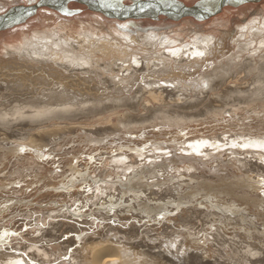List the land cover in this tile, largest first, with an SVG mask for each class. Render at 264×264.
<instances>
[{
	"label": "bare ground",
	"instance_id": "bare-ground-1",
	"mask_svg": "<svg viewBox=\"0 0 264 264\" xmlns=\"http://www.w3.org/2000/svg\"><path fill=\"white\" fill-rule=\"evenodd\" d=\"M99 1L101 4H103V6L105 3L115 5L114 7L104 6L105 10H119L122 7L120 6L122 2L119 3L118 0H98V2ZM202 1L204 2L200 1L201 5H198L200 8L198 12L201 18L204 19L203 21H206L214 17L212 12L217 8L220 1ZM262 2H264V0H261L257 3L246 4L240 0H233L230 6H224L222 11H226L228 8L259 4ZM71 3L75 2L73 0H38L35 3L28 5H15L11 8H8L7 13L16 6H25L26 8H20L21 10H17L9 15H0V26L7 20H15L16 22L20 23L17 25L19 27L20 25L25 24L29 19L33 18L35 14H37L42 9H49L68 17L73 16V12L69 8ZM92 7L93 6H90L91 9L85 8L90 11V13L92 12L101 14L94 11L95 9ZM242 9L244 11H240L239 9L237 13L241 19H238V23H235V26H233L234 28H229L228 30L224 29V31L222 30L220 34H217L212 30L211 33H208V35L205 36L199 33L198 34L200 36H198L196 33L197 36L195 35L196 37L193 39L188 36V40L190 42L183 39L182 35H184V33L187 35V31L184 30L183 33L176 30L177 33L175 32L176 36L174 37L164 35L162 34L163 32L161 33L162 35H160L155 30H151L150 32L147 31L148 33L146 34L139 30L138 33L135 32L132 34L127 30L116 27V25H111L110 23V25L107 26L106 22L103 21L100 23V20L97 21L96 19V22L93 24L85 23L81 20L69 23L63 22L61 20L54 21V18L51 17V15L44 16L40 22H37L39 23V26H34L36 27L34 29H30L32 28L30 26L29 28L26 27L24 30L17 31L15 28V31L8 34L7 38H4V36L0 37V146L6 147L5 152L13 151L14 149L12 147H19L18 144H24L27 147L35 148L36 150L41 152L43 151L44 153L47 150L44 151L43 148L47 147H55L54 149L59 151L60 149L58 150L57 147L61 145L66 146L67 143H69L67 141H71L69 139L73 138L72 136L75 135L77 138V135L79 137V134H82L85 131L87 133L88 130H93L97 126H104L107 122H109V116L114 114L117 117L118 111L124 110L125 112L119 116V118H117L118 121L113 126V129H115L114 131L121 132V130H124L130 134V137H134L131 133H135L136 135L142 132V130H145V128L148 129V127L150 129L153 128L152 130L159 128L162 131L165 130V132L167 127L173 128V132L171 131V134L175 132L176 136H180L181 139L177 143L174 142L175 144L172 143V141H175L176 138L175 140L173 139L169 145L167 144L169 146L167 148L174 150L175 153L178 152L177 156H180L179 158L182 160H187L191 157L190 159L196 160L199 162V164H201L200 162L205 163V161L208 162V159H213L215 156H220L219 151H222L225 149V147L227 148L230 146L231 148H227V150L231 151L227 154L224 153V155H226V158H224L232 162L230 163L224 159V161L230 163V166L240 165L242 168L248 167L250 170H254L253 172L257 170V172L260 171L261 174L264 173V18L258 17L263 19V21L256 22V19L250 17L254 20H250L249 22L242 25L244 22L243 19L247 18L248 13H250L249 9ZM224 15L226 14L224 13ZM92 16L98 19L97 16ZM254 17L257 16L254 15ZM227 21L228 22H226V24L224 23L225 25H228L229 22L231 23L229 18ZM220 22H216L215 24L213 22L211 26ZM224 24L221 22L220 26L222 27ZM190 26L185 27V29H191L192 26ZM224 26L222 28H226V26ZM12 28L14 27L9 29L7 28L6 30L10 31ZM211 29L213 28L211 27ZM6 30L0 31V34L4 33ZM189 33H191V31ZM230 50H234V52L226 56ZM222 57L224 59L219 60V63H215L216 59ZM212 63H215L213 67ZM188 78L190 79L189 82H185L188 80ZM205 89H207V91H203L201 93V90ZM172 96H181L183 99L187 98V101L184 106H179V104L173 103L174 97ZM141 110L146 112L143 113ZM140 111L143 113V115L147 113L148 117L141 121H129L136 120V117L139 115L138 113H140ZM141 117L142 116H140V119H142ZM161 130L160 134L157 135L159 138L161 135ZM114 131L112 132L114 133ZM154 131L151 132H153L154 137H156L158 132H155L154 134ZM168 131H170V129H168ZM89 133H87L85 136H87ZM115 133L117 134V132ZM128 133L125 134V136L128 135ZM148 135V137L145 135L148 139L149 137L152 139L154 138L152 135V137L150 134ZM81 136L82 135H80V137ZM141 139H143V137H141ZM76 141L78 142V140ZM138 141L139 140H136V143L134 142V144H139ZM65 142L67 143L64 144ZM160 142L165 146L168 141L165 140ZM154 143H156V141ZM7 144H9L11 147L8 150ZM164 146L162 147L160 144V146H155L151 149L149 148L150 150L148 149L142 152L139 151L140 154L138 152H119L117 149L115 151H118V153H116L114 156H110L109 159L104 160L103 157V159L99 158L102 160H100L98 163L95 162L94 165H99L100 169L98 168L97 171L96 169L94 170V166H91L93 165L91 164L90 166L92 168L90 166L89 167L92 170H87L88 172L90 171V174L92 173L94 176V180L93 178L91 179L89 177L91 182L86 183V185L84 184L85 187H88L87 193L76 192L77 194H74V191L72 192L73 195H71L69 191L72 189H68L69 191L66 190V192L70 193V197L68 196L66 199H64V196L63 199L58 200L62 204H66V206H60V208H53L50 206L49 208L46 207L48 208L46 212L43 210L44 213H34L36 214V221L34 220L35 222H29V225L22 223L25 225L24 231L22 229V232L14 230V232L11 233V235L15 233L13 235L14 237L9 236L10 238L8 239L5 237L7 241L6 243L2 242L4 244L0 242V264H264V238H258L257 236L253 237L254 235L251 233L249 234L252 236L247 235L251 228L248 229L245 226L239 230L236 228L237 232L240 231L238 233L232 231L234 227H231L232 232L230 229L228 231V228L231 225H229V227L226 226L229 224L226 222H228V219L231 220L232 218L230 219V216L229 218L226 217L225 214L227 211L225 214L222 212V214H219L220 212H213L210 208L211 206H205L204 203L203 205L200 204L198 206L202 213L195 211L194 214L196 213V215H198L197 217L192 214V217L194 216L197 221L199 220L198 222H202L199 225L196 224L198 227L192 228L191 223V226L187 227L188 229L183 228L184 232L178 231L180 232H177L178 234H174L175 232L169 234V231H167V234L169 235L165 233L167 235H165L166 238L163 236L164 241L167 242L164 243L167 245L162 244L161 240L163 241V239H159L157 238V235H155L156 239H153L154 242L151 243L149 247H146L147 250L143 249V251L140 250L143 246H141V248H139L140 246L138 247L140 251H134L136 241L133 239L135 242L134 243L130 238L125 237V235L124 237L123 235L121 236L120 231L122 228L120 227V231L115 225L111 226V228H105L104 230L99 229V231H97L98 228L93 226L92 223L98 221H96L97 217L98 219L104 217L102 214L103 211L101 213L96 212L93 218L89 219V221L87 219L85 220V218H77L74 216V214L77 213H82L85 216L86 214L93 213V211L102 209L103 206H109L111 209L118 208L117 201H119V198H115L113 190L117 189L120 191L119 184L123 183L118 182L117 186L112 181H121L122 179L126 182L130 179L131 175L133 176L134 173L139 172L138 170L141 167L146 165L149 166L162 160L161 158H158L156 155L157 153L162 156L165 155V157L169 156L171 151L170 149L167 150V148ZM108 147L106 148L107 150ZM19 148H22L21 145ZM93 149H95V147ZM95 150L97 151L98 149ZM50 151H52V149H50ZM63 151L64 150L62 149V152ZM68 151H71V149H68ZM99 151L104 153L105 149ZM109 151L111 152L113 149ZM64 152L61 154V156L60 154L59 157L57 156L60 163H62V159L60 158L63 155V157L66 158L65 154L68 153L66 151L64 154ZM71 152L68 153L70 158L73 155L76 156V154H78L77 152L75 154ZM98 152L97 154L95 153L97 156ZM46 153L49 156L50 153ZM70 153L73 155L70 156ZM109 153L106 154L108 155ZM95 154L93 153V155ZM32 155H30V157ZM131 155L133 156L131 157ZM24 156L26 157L28 154ZM74 156L73 159H76ZM79 157L81 158L80 154ZM21 158L24 157L21 156ZM48 158L50 160V157ZM128 158L129 160H127ZM29 159L30 158L27 160H25V158L24 160L22 159V164H26ZM83 159L85 160L86 158L83 157ZM49 160H46L48 161V164ZM42 161L43 160L41 157V162ZM73 161L74 160H71V162ZM196 161H194L195 165L197 163ZM56 162L57 164L59 163L58 161ZM52 163H54L53 165L56 164L55 162ZM73 163L72 166L74 165ZM85 163H82L84 165L81 167L79 166V168L85 167ZM213 163L210 164L215 166L217 163H219V161L217 163L215 162L216 164ZM2 164L4 165V163ZM36 164L34 163L33 167H37L39 165V163L37 166ZM112 164L113 168L110 166ZM194 164H188L185 167L181 166V169L175 168V175H178V179L185 177L187 178L188 176H190V179L191 177L192 179H198L199 176L195 175L196 177L194 178V175H191L193 173L191 169H196ZM45 165L48 166L47 164ZM45 165L44 168L46 167ZM226 165L229 166L227 163ZM12 166H14V163L11 165V168ZM65 166L66 165H63V168H65ZM4 167L2 166V168ZM39 167L43 168L41 165L38 166V168ZM54 167L56 168L57 166ZM76 167H74L75 174L78 171L79 173L82 172L81 170L83 169L79 170L77 167V171ZM50 168H48V170L50 169L49 172L47 171L48 173H51L50 171L54 169L53 167ZM236 168L237 167H235V169ZM33 169L34 168H32V170ZM45 169L43 171L46 172ZM56 169L58 170L59 168ZM39 170L36 172H39ZM172 170L174 171V169ZM43 171L41 170L40 173L42 172V174H45ZM36 172L34 170L35 174ZM62 172L63 174L61 172H59V174H66V172ZM88 172H82V175H86ZM8 173H10V171ZM54 173L55 169L51 174ZM68 173L69 171L67 170V174ZM19 174L18 177H20ZM35 174H33V176H35ZM43 175H39V177ZM54 175H56L54 177L55 179H57L56 177L60 176L58 173ZM82 175L80 176L82 177ZM96 175H99L101 180ZM175 175L174 177L177 178ZM44 176L42 178H45ZM14 177L15 176L12 178ZM62 177L60 176V178H58L59 181ZM66 177L63 178L69 179V176L67 178ZM30 178L31 180H35L32 179V177ZM49 178L47 177L46 179ZM50 179H52V177ZM55 179L52 181L54 182ZM13 182L14 180L12 183ZM49 182L51 184L50 180ZM49 182L46 184V187L48 185L50 187ZM181 182L184 181L181 180ZM9 183L11 184V182ZM33 183L36 182L34 181ZM41 183L39 185H42L45 182L42 184ZM59 183L60 182H58V184ZM187 183L190 184V182ZM36 184H38V182ZM67 184L68 183L66 182V185ZM52 186L57 187L56 185H53V183L51 184V187ZM41 188L44 190L46 189L42 186ZM75 188H73V190ZM81 188L83 189V185ZM36 189H38L37 186ZM109 189H112V191ZM4 190H2V192ZM36 191L34 192V195H36ZM40 192L42 193V190L38 193ZM78 192H81V190H78ZM172 193L171 191L168 192V194ZM29 194L31 195V191ZM29 194L27 197L30 196ZM43 194H47V197L49 198L48 193ZM52 194H54V192H51L50 196H52ZM230 194L231 193L228 195ZM5 195H7V193H5ZM161 195L162 194L157 192L152 196L158 197ZM42 196L43 195L37 197L36 200L39 198V201H41L40 198ZM59 196L56 197L58 198ZM216 196L218 195H215L214 200L216 199ZM31 197L32 196L29 198ZM44 197H42V199ZM22 198L24 197H21L20 199ZM57 198L55 199L56 201ZM49 199H47V202ZM220 199L222 198H218L216 201L218 200L217 202H223V200ZM44 200L43 203L46 204L47 202H44ZM114 202L117 203L115 204ZM158 202L161 201L159 200ZM217 202H214V204H217ZM97 203L99 205L95 208L93 205H97ZM211 203L214 205L213 202ZM122 204L125 205L124 201ZM33 207L30 208L33 209ZM238 207L240 206H237V208ZM19 208L22 209L21 207ZM19 208L16 209V212L19 211ZM192 208L190 207V210H192ZM236 209H233V213L236 211L238 212ZM126 210L127 209L121 210L122 213L119 210L120 213L114 214L116 215L114 217V222H116V225L120 224V221L122 220H124L123 222H125V220L131 221V219L128 218V216L131 217L130 211ZM190 210H188V212ZM183 211H181L182 215L184 213L188 214V212ZM20 212H18V214H21ZM13 216H16V214ZM19 218H21V215ZM23 218L27 220L26 216ZM30 219L33 220V218H29V220ZM169 219L172 220L171 218ZM16 221L14 219V222ZM81 221H83L84 224L78 223ZM233 221L231 223H233ZM6 222H9V220ZM13 224L15 225V223ZM17 224L18 225L15 226H21L20 223ZM89 224H91L92 229H96V231L91 230V228L88 229ZM110 224H112V222H110L108 225ZM3 225L4 226L2 227L4 231L7 232L5 229L8 228L5 227H7L6 225H8V223H4ZM184 225H186V223ZM125 226H128V224ZM241 226L242 224L240 227ZM21 227L23 228V226ZM80 227L82 228L77 230V228ZM73 228L76 229L74 230ZM177 228L181 230L180 227ZM3 229H1L0 233H2ZM85 229L90 232L83 231ZM152 229H154V227ZM154 230L153 233L155 234L156 232H154ZM243 230H245L247 233H245ZM73 231L79 232L78 235L75 233L77 240H68V237H71L70 232L72 233ZM125 231L123 234L127 233V231ZM147 232L146 234H148ZM160 233L162 234V232ZM161 234L160 236L162 237ZM3 235L8 236L6 234ZM3 235L0 237H3ZM73 235L74 234H72V236ZM89 235H93V237H99L100 240L105 241V244L102 245L94 243L96 239H94L95 241L92 240L93 243H91L92 241L84 243V241H89L91 238ZM151 235L153 237L152 233ZM74 237L72 239H74ZM65 239L68 241H65ZM179 241H181L182 244H180ZM73 242L75 243L74 247L72 246ZM147 242L148 241H146V243ZM138 244H140V242ZM102 252H106L105 255H102Z\"/></svg>",
	"mask_w": 264,
	"mask_h": 264
},
{
	"label": "rangeland",
	"instance_id": "rangeland-1",
	"mask_svg": "<svg viewBox=\"0 0 264 264\" xmlns=\"http://www.w3.org/2000/svg\"><path fill=\"white\" fill-rule=\"evenodd\" d=\"M36 1H38V0H35V2ZM180 1H182L183 3H185L186 5H193V4H195V3H197V2H199V1H202V0H180ZM124 3H126V4H128V3H130V0H125V2ZM21 4H25V5H28V4H32V2H30V0H0V15H3V14H5V13H7V10H8V8H11V7H13V6H15V5H21ZM244 8L245 10L246 9H249V12L250 13H248V16H247V18H245V19H243V24L242 25H244L245 23H247V22H249L250 20H254V19H256L255 21L257 22H262L263 21V19H260L261 17L262 18H264V2H262V3H259V4H252V5H246V6H239V7H235V8H228V9H226V11H229V12H226L225 10L224 11H221L219 14H217L216 16H214V17H212V18H210L209 20H206V21H202V22H198V21H195V20H193V19H190V18H186V19H181V20H178V21H171V20H167V19H164V18H160L159 20H149V19H144V20H126V21H123V22H117V21H114V20H109V19H107V18H105V17H103L101 14H98V13H90V11H88L85 7H83V6H81V5H79V4H76V3H71L70 5H69V8H70V10L73 12V16H65V15H62V14H60V13H58V12H55V11H52V10H49V9H42V10H40L37 14H35V16L33 17V18H31V19H29L25 24H23V25H20L19 27L17 26V27H14V28H12V29H10V31H8V30H6V31H4V33H1L0 34V37H3L4 36V38H7L8 37V34H10V33H13V31H15V30H17V31H21V30H24L26 27L27 28H29L30 26L32 27V28H30V29H34V28H36V27H38L39 26V23H37V22H40L41 20H42V18L44 17V16H48V15H51V17H53L54 18V21H58V20H61V21H63V22H69V23H71V22H76L77 20L78 21H83V22H85V23H95L96 22V20L97 21H99L100 20V23L101 22H106L107 24V26L108 25H116V27H120V28H122V29H124V30H127L128 32H130V33H138L139 32V30L142 32V33H144V34H146V33H148V32H150L151 30H155L156 32H158L160 35H162V34H164V35H168V36H170V37H174V36H176V30H178V32H181V33H183L184 31H187L186 33H187V35H185V33H184V35H182L183 36V39L184 40H188L189 38H188V36L189 37H191V39H193L194 37H196L197 35H196V33L198 34H201V35H208V33H211V31L213 30V32H215V33H217V34H220V32H222V30L224 31V29L225 30H228L229 28H234L233 26H235V23H238V19H241L238 15H237V13H238V11H239V9H240V11H244L242 8ZM247 7V8H246ZM250 7H252V8H250ZM251 9V10H250ZM254 9V10H253ZM256 10V11H255ZM224 13L226 14V15H224ZM260 14V15H259ZM92 15H95V17L97 16L98 17V19L97 18H94ZM251 15V16H250ZM254 15L255 16H257V17H254ZM226 17V18H225ZM239 17V18H238ZM254 18V19H251V18ZM258 17H260V18H258ZM215 18V19H214ZM221 18V19H220ZM230 19L231 20V23L229 22V24L228 25H225L226 24V22H228L227 21V19ZM257 18H258V20H257ZM96 19V20H95ZM220 19V20H219ZM223 20V21H222ZM246 20V21H245ZM226 26V28H222L221 26H220V23L221 22ZM240 21V20H239ZM185 22V23H184ZM213 22H214V24L216 23V22H220V23H218V24H216V25H212L211 26V24H213ZM256 22H254V23H256ZM42 23V22H41ZM110 23V24H109ZM187 23V24H186ZM33 25V26H32ZM122 25H124V26H126V27H122ZM192 27H191V26ZM34 26H36V27H34ZM188 26H190L191 27V29L190 28H187V29H185V27H188ZM209 26H210V28H209ZM224 26V27H225ZM227 26H228V28H227ZM230 26V27H229ZM106 27V26H105ZM211 27L213 28V29H211ZM219 27H220V29H219ZM16 28V29H15ZM19 28V29H18ZM184 28V29H183ZM15 29V30H14ZM174 29V30H173ZM210 29V30H209ZM216 29V30H215ZM181 30V31H180ZM184 30V31H183ZM195 30H196V32H195ZM208 30H209V32H208ZM148 31V32H147ZM191 31V33H189ZM193 31H194V34H193ZM201 31V32H200ZM163 32V33H162ZM167 32V33H166ZM170 32H171V35H170ZM176 32V33H175ZM162 33V34H161ZM173 34V35H172ZM198 34V36H200ZM192 35V36H191ZM196 35V36H195ZM187 36V37H186ZM190 39V40H191ZM189 41V40H188ZM190 42V41H189ZM229 49V48H228ZM235 51H236V49H235ZM234 52V50H230V51H228V54L226 55V56H228V55H230L231 53H233ZM225 56V57H226ZM221 59H224L223 57L222 58H218V59H216L215 60V63H219L220 61L219 60H221ZM215 63H212V67H213V65L215 64ZM197 77V76H196ZM194 78H195V76H194ZM189 78H188V80L187 81H185V82H189ZM109 90V89H108ZM203 91H207V89H205V90H201V93L203 92ZM204 95V94H203ZM172 97H174L173 98V103H175V104H179V106H184L185 105V103H186V101H187V98H185V99H183V97H176V96H172ZM197 97H200V96H197ZM142 111V110H141ZM140 111V113H138L139 115V117L137 116L136 118V120H129V121H141V120H144L146 117H148V115H147V113H145L144 115H143V113L144 112H146V111H142L141 112ZM125 111L124 110H120V111H118V116L116 117L114 114H112V116H109V117H111V118H109L108 117V119H110L109 120V122H107L104 126H97V127H95L93 130H88L87 131V133H89L87 136H85L87 133H86V131L85 132H83L82 134H79V137H78V135H77V138H76V136L74 135V136H72L73 138H70L69 140H71V141H67V142H69V143H67V142H65L64 144H66L67 143V145L65 146V145H61V146H59V147H57L58 148V150L60 151H57V149H54V148H50V147H47L48 149L50 148V149H52V151H50V149L48 150L47 148H43V150L44 151H46V152H48V154H49V156L47 155V153L45 152H41V151H39V150H36L35 148H32V147H27L26 145H24V144H20L21 145V149L19 148L20 147V145L18 144V146L19 147H12L14 150L13 151H11V152H5V149H6V147H4V146H0V166L2 165L4 168H2V166L0 167V182L2 183H0V185L2 186H0V231H1V229H3V227L2 226H4L3 224L5 223H8V225H6L7 227H5V228H8V229H5V230H7V232H8V230L10 229L11 230V232H10V230H9V232L8 233H10V234H8L6 231H4V229L2 230V233H0V236H2L3 234H6V235H8V236H5V235H3V237H0L1 238V240H0V242L2 243V242H4V243H6V241H7V239L8 238H10L9 236H13L15 233H13L12 235H11V233L12 232H14V230H16V231H19V232H22V230L24 231L25 230V225L24 224H27V225H29L28 223L29 222H32V221H34L36 218H35V216H36V214H34V213H38V212H43V210H44V212H46L47 210H48V208L50 207V206H52L53 208L55 207V208H60V206H66V204H62L60 201H58V200H61V199H63V197L65 196V198L64 199H66V197H68L69 195H70V193H71V195H73L72 194V192H74V194H77V193H82V192H86L87 193V189H88V187L86 186H84V184L86 185V183H88V182H91V179L94 177L93 175H92V173L90 174V171L88 172L87 170H92L91 168V166H94L93 167V169L95 170L96 169V171L98 170V168L100 169V166L99 165H94L95 164V162L96 163H98L100 160H102L103 158H104V160L105 159H109V157L110 156H114L116 153H118V151L119 152H126L127 151V153H136V152H138L139 153V151H146V150H148L149 148L151 149V148H153V147H155V146H160V144H161V146L163 147L164 145L160 142V141H165V140H167L168 142L166 143V145L168 144L169 145V143H171V141L174 139L175 140V138H176V140L175 141H172V143H177L178 141H180V139H181V137L180 136H176V133L174 132L173 134H171V131L173 132V128H169V127H167L166 128V132H165V130H161V129H159V128H155L154 130H152L153 128H149L148 127V129L147 128H145V130H142V132H140V133H138V134H136L135 135V133H131L134 137H130L129 135V133L128 132H125L124 130H121V132H119V131H114L115 129H113V126H114V124H116L117 123V121H118V119L117 118H119V116H121L123 113H124ZM120 114V115H119ZM114 115V116H113ZM140 116H142L141 118L142 119H140ZM143 116H144V118H143ZM117 119V120H116ZM128 121V122H129ZM96 126V125H95ZM100 129V130H99ZM157 129V130H156ZM168 129H170V131H168ZM160 130H161V135H162V138H161V135H160V138H159V136H157L158 134H160ZM93 131V132H92ZM112 131H114V133L112 132ZM123 131V132H122ZM151 131H154V134H155V132L157 133L156 134V137H154V135H153V132H151ZM66 132V131H65ZM115 132H117V134L115 133ZM125 132V133H124ZM170 132V133H169ZM66 133H68V132H66ZM98 133V134H97ZM121 133V134H120ZM123 133V134H122ZM128 133V135H126L125 136V134H127ZM145 133V134H144ZM167 133V134H166ZM115 134V135H114ZM148 134H150V136L152 135L154 138L152 139V138H150L149 137V139L147 138L149 135ZM80 135H82L81 137L83 138H81L80 137ZM96 135H97V137H96ZM121 135V136H120ZM147 137H146V136ZM167 136V137H165V136ZM102 136V137H101ZM136 136V137H135ZM145 136V137H144ZM151 136V137H152ZM141 137H143V139H141ZM164 137H165V139H164ZM144 138H147V139H144ZM156 138V139H155ZM159 140H158V139ZM167 138V139H166ZM73 139V140H72ZM76 140H78V142L76 141ZM135 140H139L138 142H139V144H134V142L133 141ZM170 140V141H169ZM73 141V142H72ZM76 141V142H75ZM148 141V142H147ZM156 141V143H154ZM75 142V143H74ZM82 142V143H81ZM137 142V143H138ZM145 142V143H144ZM133 143V144H132ZM136 143V142H135ZM150 143H152V144H150ZM174 143V144H175ZM140 144H142V145H140ZM86 145V146H85ZM164 146L165 148H167V147H169L168 145L167 146ZM65 146V147H64ZM71 146V147H70ZM74 146H75V151H74ZM82 146V147H81ZM109 146V147H108ZM147 146V147H146ZM61 147V148H60ZM68 147H70V148H68ZM95 147V149H98L97 151L95 150V149H93ZM104 147V148H103ZM108 147V150L106 149ZM110 147H113V148H110ZM118 147V148H117ZM2 148V149H1ZM9 148H11L10 146H9V144H7V150L9 149ZM19 149V150H17V149ZM70 150L71 149V151H68V149ZM88 148V149H87ZM90 148V149H89ZM110 148V149H109ZM135 148V149H134ZM142 148V149H141ZM145 148V149H144ZM222 148H224V147H222ZM227 148H231L230 146H228ZM227 148L225 147V149H223L222 151L220 150L219 151V153H220V156H215V157H213V159L211 158V159H208L207 161L208 162H206L205 161V163L204 162H200L201 164H199V162H197L196 160H194V159H187V160H182L181 158H179L177 155H178V152H176L175 153V151L174 150H171L170 148H167V150L168 149H170V151H171V154H169V156H167V157H165V155L164 156H162V155H160L159 153H157L156 155L158 156V158H161L162 160H160V161H158L157 163H155V164H151V165H146V166H143V167H141L138 171L139 172H136V173H134L133 174V176L131 175V177H130V179L129 180H127L126 182L124 181V180H122L121 179V181L119 180H116V181H112L115 185H117V183L118 182H121V183H123V184H119V187H120V191L119 190H113V194H115V198H119V201H117V202H114L115 204L117 203V207L118 208H114V209H111V208H109V206H103L102 207V209H99L98 211H93V213H90V214H86L85 216L82 214V213H77V214H74V216L75 217H77V218H85V220L87 219L88 221H89V219H91V218H93V216H94V214L96 213V212H99V213H101L102 211V214H103V216L105 217V215H106V217L104 218V217H102V218H99L98 219V217L96 218V221L97 222H95V223H92L93 224V226H95L96 228H98V230L97 231H99V229L100 230H104L105 228H111V226H117L118 227V229H119V231H120V228H122V230L120 231L121 232V236L123 235V237H124V235H125V237H127V238H130L131 239V241L132 242H134V240L136 241V246H135V250L134 251H143V249H146L147 250V248L146 247H149L150 246V244L151 243H153L154 242V238L156 239V236L155 235H157V238H159V239H163V241L161 240V243L162 244H166L167 242L166 241H164V237H165V235L168 233L167 231H169V234H171V233H174V234H178V233H180V232H184V230H183V228L184 229H188L187 227H189V226H191V223H192V228H196V227H198L197 225H199V224H201L202 222H198L196 219H195V217L194 216H198V215H196V213L194 214V212L195 211H198L199 213H202V211H201V209H199V205L201 204V205H203V203L205 204V206H208V205H210L211 207V209H212V211L213 212H217V213H219V214H222V213H226V211H227V213L225 214L226 215V217L227 218H229V216H230V219L231 220H227L228 222H226V223H229L228 225H226V226H228L229 227V225H231L229 228H228V231H229V229H230V231H231V227H234V229L232 230V231H235V232H237V230H239V229H241V228H243V226H245L246 228H251L249 231H248V233L247 232H245V230H243L245 233H247V235H251V234H253L254 236L253 237H258V238H264V176H263V174L264 173H262L261 174V172L260 171H258L257 172V170L255 171V172H253L252 170H250L248 167H241L240 165H232V166H230V163H232V162H230V161H228V160H226L225 158V156L226 155H224V153L225 154H227L228 152H230L231 150H227ZM30 149V150H29ZM62 149L66 152H71V153H78V154H76V156H74L73 154H71L70 156H74V158L76 157V159H73V156L70 158L69 157V154L68 153H66L65 154V152H64V154H65V157L66 158H64L63 156L60 158V159H62L61 160V162L62 163H60L59 162V154H60V156H61V154L63 153L62 152ZM82 149V150H81ZM105 149V152L103 153V152H100L99 150H104ZM113 149V151H109V150H112ZM118 149V151L116 152L115 150H117ZM137 149V150H136ZM149 149V150H150ZM23 150V151H22ZM27 150V151H26ZM32 150V151H31ZM37 151V153H36V151ZM80 150V151H79ZM89 150V151H88ZM93 150V151H92ZM96 152H95V151ZM106 150H107V152H106ZM122 150V151H121ZM227 150V151H226ZM3 153H2V152ZM26 151V152H25ZM35 151V152H34ZM79 151V152H78ZM83 153H82V152ZM100 153H99V152ZM110 153H109V152ZM225 151V152H224ZM55 152H57V153H55ZM97 152H98V156L96 155L97 154ZM222 152V153H221ZM32 153H33V155H32ZM93 153L95 154V155H93ZM106 153H109L108 155L106 154ZM174 153V154H173ZM7 154V155H6ZM12 156H11V155ZM26 154H28V156H24V155H26ZM39 154V155H38ZM79 154L81 155V158L79 157ZM85 154V155H84ZM103 155V156H101V155ZM106 154V155H105ZM140 154V153H139ZM4 155H5V158H4ZM30 155H32L31 157H30ZM44 155V156H43ZM56 155V156H55ZM100 155V156H99ZM171 155V156H170ZM3 156V157H2ZM10 156V157H9ZM21 156L22 157H24L25 158V160H27L28 158H30L29 160L31 161L32 159H34V160H32L31 162L28 160L27 162H26V164L28 165H26V164H22V159L24 160V158H21ZM58 156V157H57ZM133 155H131V157H132ZM173 156V157H172ZM28 157V158H27ZM35 157H36V159H35ZM41 157H42V162H41ZM48 157H50V160H49V158ZM55 159H54V158ZM70 159H69V158ZM83 157L84 158H86L85 160L83 159ZM92 157V158H91ZM103 157V158H102ZM223 157V158H222ZM225 157V158H224ZM8 158H9V160H8ZM21 158V159H20ZM47 158V159H46ZM79 158H80V160H79ZM99 158H102V159H99ZM178 158V159H177ZM216 158H218V159H216ZM220 158V159H219ZM7 159V160H6ZM39 159V160H38ZM53 159H54V161H53ZM57 159V160H56ZM83 160V162H82V160ZM90 159V160H89ZM224 159L226 160V161H228V162H230V163H228V162H226V161H224ZM36 160V161H35ZM46 160H49V164H50V167H53L54 169H55V173L54 174H56V173H58V175H60L61 177L63 176L64 178L67 176L69 179H64L63 177V179L61 178L60 179V181H59V179L58 178H60V176H58V177H56L57 179H55L54 177L56 176V175H54V174H51V173H53V171H54V169H52L50 172L51 173H48L49 172V170L51 169L50 167H49V164L47 163L48 161H46ZM58 161L59 163V165H60V167H59V165L57 164V162L56 161ZM65 160V161H64ZM71 160H74L73 162H71ZM88 160H89V162H91V163H89L88 162ZM92 160V161H91ZM127 160H129V158L127 159ZM193 160V161H192ZM217 160V161H216ZM12 161V162H11ZM38 161V162H37ZM46 161V162H45ZM80 161V162H79ZM194 161H196L197 163H196V165L194 164ZM212 161V162H211ZM217 163L218 161H219V163H215V162ZM10 162V163H9ZM21 162V163H20ZM36 162H37V164H36ZM51 162V163H50ZM52 162H55L56 164L55 165H53L54 163H52ZM64 162V163H63ZM67 162V163H66ZM70 162V163H69ZM85 163V167H83V168H79V166L81 167V166H83L84 164H82V163ZM189 162V163H188ZM214 162V163H213ZM223 163V165H222V163ZM2 163H4V165L2 164ZM13 163H14V166H12V168H11V165H13ZM16 163V164H15ZM18 163V164H17ZM24 163V162H23ZM36 164V166L38 165V163H39V165L38 166H43V168L42 167H39L38 168V166L37 167H33V164ZM44 163V164H43ZM72 163L74 164L73 166H72ZM210 163H213V164H216V165H218V166H212V164H210ZM226 163L227 164H229V166L228 165H226ZM45 164H47L48 166H46ZM61 164H62V167H61ZM71 166H70V165ZM82 164V165H81ZM91 164H93V165H91ZM148 164H150V163H148ZM188 164H194V166L196 167V169H191V171L193 172L191 175L193 176L194 175V178L196 177V176H199V178L198 179H192V177H191V179H190V176H188L187 178L185 177V178H180L182 181H184V182H181V180L180 179H178L179 177H178V175H175L176 174V172H175V168L176 169H181L182 167H185L186 165H188ZM198 164V165H197ZM219 164H220V166H219ZM10 165V166H9ZM30 165V166H29ZM31 165H32V167H31ZM44 165L46 166L45 168H44ZM51 165H53V166H51ZM63 165H66L65 166V168H63ZM76 165H77V167L79 168V170H81V169H83V170H81L82 172H84V173H86V172H88L86 175L84 174V175H82V172H80L79 173V171L77 170V167H76ZM91 165V166H90ZM200 165V166H199ZM54 166H57L56 168H59L58 170L54 167ZM91 168H90V167ZM112 168H113V164L112 165H110ZM182 166V167H181ZM225 166H226V168H225ZM237 167L236 169H235V167ZM22 167H23V169H22ZM69 167V168H68ZM72 167V168H71ZM74 167H76V170L78 171L76 174H75V168ZM89 169H88V168ZM215 167V168H214ZM220 167V168H219ZM232 167V168H231ZM242 169H241V168ZM28 168V169H27ZM32 168H34L33 170H32ZM48 168H50L49 170H48ZM61 168H63V169H61ZM66 168H67V170L69 171V173L67 174V170H66ZM85 168V169H84ZM144 168V169H143ZM205 168V169H204ZM207 168V169H206ZM230 168V169H229ZM247 168H248V170H247ZM19 169H21V170H19ZM40 169V170H39ZM46 170V172L45 171H43V170ZM61 169V170H60ZM69 169H71V170H69ZM172 169H174V171L172 170ZM34 170H35V172L36 171H38L39 170V172H36V174H39L40 173V171L42 170L43 172H45V176L42 174V172L39 174V175H43L45 178H42L43 176H40L39 177V175H36L35 173H34ZM66 170V171H65ZM210 170V171H209ZM244 170V171H243ZM7 171V172H6ZM10 171V173H8ZM19 171H22V172H19ZM28 171V172H27ZM33 171V172H32ZM48 171V172H47ZM62 171H64V172H66V174L65 175H62L63 174V172ZM86 171V172H85ZM196 171V172H195ZM2 172H3V175H2ZM17 172H19V173H17ZM23 172H25V173H23ZM31 172V173H30ZM59 172H61L60 174H59ZM74 172V173H73ZM200 172V173H199ZM205 172V173H204ZM248 172V173H247ZM250 172V173H249ZM252 172V173H251ZM7 173V174H6ZM13 174V175H12ZM15 174V175H14ZM17 174V175H16ZM18 174H19V176L20 177H18ZM22 174V175H21ZM28 174V175H27ZM29 174H31V175H29ZM33 174H35V176H33ZM82 175V177L80 176V175ZM200 174V175H199ZM252 174V175H251ZM2 175V176H1ZM6 175V176H5ZM11 175V176H10ZM25 175H27V176H24ZM47 175H49L50 176V178L52 177V179H50L49 178V176H47ZM53 175V176H52ZM76 175V176H75ZM90 175H92V176H90ZM167 175V176H166ZM171 175H173V176H171ZM174 175L175 176H177V178H175L174 177ZM182 175V174H181ZM184 175V174H183ZM196 175V176H195ZM257 175H258V177H257ZM10 176V177H9ZM13 176H15L14 178H12ZM23 176V177H22ZM38 177V179H37V177ZM49 178V179H46L47 177ZM72 176V177H71ZM96 176H98L99 178H100V180H101V177L99 176V175H96ZM141 176V177H140ZM263 176V177H262ZM6 179H5V178ZM30 177H32V179H35V180H31V178ZM66 177V178H67ZM91 179H90V178ZM170 177V178H169ZM211 177V178H210ZM230 177H231V179H230ZM4 178V179H3ZM16 178V179H15ZM19 178V179H18ZM21 178V179H20ZM25 178V179H24ZM28 178V179H27ZM86 178V179H85ZM256 180H255V179ZM8 179V180H7ZM27 179V180H26ZM41 179V180H40ZM53 179H55V181L53 182L52 180ZM76 179V180H75ZM143 179V180H142ZM164 179V180H163ZM177 179V180H176ZM263 179V180H262ZM4 180H6L7 181V183H6V181H4ZM14 180V182L12 183V181ZM16 180V181H15ZM49 180L51 181V184L53 183V185H56L57 187H54V186H52L51 187V184H50V182H49ZM88 180H90V181H88ZM93 180H94V178H93ZM153 180V181H152ZM180 180V181H179ZM255 180V181H254ZM4 181V182H3ZM11 182V184L9 183V182ZM29 181H31V182H29ZM38 182V184H36V183H33V182ZM49 182V184H50V187H49V185L46 187V184ZM63 181H65V182H62ZM235 181V182H234ZM43 182H45V183H43L44 184V186H43V184L42 183ZM58 182H60L59 184H60V186H59V184H58ZM66 182L68 183L67 185H66ZM187 182H190V184L189 183H187ZM200 182V183H199ZM206 182V183H205ZM229 182V183H228ZM241 182V183H240ZM3 183H4V185H6V186H4L3 185ZM6 183V184H5ZM15 183V184H14ZM30 183V184H29ZM34 185H33V184ZM42 184V185H39V184ZM55 183V184H54ZM57 183V184H56ZM184 183V184H183ZM14 184V185H13ZM32 184V185H31ZM36 184V185H35ZM69 184H70V186H69ZM73 184V185H72ZM81 184V185H80ZM112 184V183H111ZM257 184V185H256ZM9 185V186H8ZM29 185V186H28ZM62 185H65V186H62ZM83 185V189L81 188V186ZM121 185V186H120ZM181 185V186H180ZM191 185V186H190ZM202 185H204V186H202ZM4 186V187H3ZM15 186V187H14ZM18 186V187H17ZM36 186H37V188L38 189H36ZM40 188H39V187ZM41 186L43 187V188H46L45 190L44 189H42L41 188ZM74 186V187H73ZM76 186H80V187H76ZM118 186V185H117ZM180 186V187H179ZM193 186V187H192ZM202 186V187H201ZM22 187V188H21ZM63 187H65V188H63ZM75 188L74 190H73V188ZM86 189H85V188ZM116 187V186H115ZM20 188V189H19ZM49 188V189H48ZM80 188V189H79ZM180 188V189H179ZM7 191H5V190ZM68 189H72L71 191H69ZM81 190V192H78V190ZM188 189V190H187ZM255 189V190H254ZM258 189V190H257ZM2 190H4L3 192H2ZM32 190H33V192H32ZM37 190V191H36ZM41 191L42 190V193L40 192V193H38L39 191ZM66 190L67 191H69V192H66ZM83 190V191H82ZM109 190H111L112 191V189H109ZM158 190V191H157ZM162 190V191H161ZM174 190V191H173ZM177 190V191H176ZM182 190V191H181ZM21 192V193H19V192ZM25 191V192H24ZM30 191H31V195L29 194L30 193ZM36 191V195H34L35 192ZM56 191V192H55ZM171 191V193L172 194H168V192H170ZM2 192V193H1ZM11 192H12V195H11ZM15 192H17V193H15ZM51 192H54V194H52V196H50L51 195ZM77 192V193H76ZM157 192H159L160 194H162L161 196H163V197H161V196H152L153 194H156ZM166 192V193H165ZM5 193H7V195H5ZM25 193V194H24ZM43 193H48L49 194V198H52V199H49L47 196V194H43ZM66 193H69V194H66ZM110 193V192H109ZM135 193V194H134ZM194 193V194H193ZM225 193V194H224ZM229 193H231L230 195H228ZM232 193H233V195H232ZM244 193V194H243ZM19 194H21V195H19ZM28 194L30 195V196H32L31 198H29V197H27L28 196ZM43 195L42 197H44L45 198V200H44V198L42 199V197L40 198L41 199V201H39V198H38V200H36V198L37 197H40L41 195ZM56 194V195H55ZM118 194H119V196H118ZM168 194V195H167ZM218 195V196H216V199H218V198H222V199H220V200H223V202H217L216 201V199L214 200V198H215V195ZM5 195V196H4ZM9 195H11V196H9ZM19 195V196H18ZM24 195V196H23ZM55 197H54V196ZM60 195V196H59ZM149 195V196H148ZM164 195H166V196H164ZM170 195V196H169ZM174 197H172V196ZM178 195V196H177ZM239 195H240V197H239ZM242 195V196H241ZM3 196V197H2ZM15 196V197H14ZM24 197V198H22V199H20L21 197ZM56 196H59L58 198L56 197ZM226 196V197H225ZM6 197H8V198H6ZM26 197H27V199H26ZM54 197V198H53ZM70 197V196H69ZM120 197H121V199H120ZM153 197V198H152ZM164 197H165V199H164ZM171 197V198H170ZM218 197V198H217ZM247 197V198H246ZM18 198V199H17ZM57 198V201L55 200ZM249 198V199H248ZM5 201H4V200ZM7 199V200H6ZM33 199V200H32ZM47 199H49V201L47 202ZM71 199V198H70ZM137 199V200H136ZM141 199V200H140ZM195 199V200H194ZM212 199V200H211ZM225 199V200H224ZM244 199V200H243ZM43 200H44V202H47L46 204L45 203H43ZM135 200V201H134ZM161 201V202H158V201ZM211 200V201H210ZM219 200V201H220ZM238 200V201H237ZM256 200V201H255ZM16 201V202H15ZM28 201V202H27ZM32 201H37L36 203L35 202H32ZM114 201V200H113ZM121 201V202H120ZM123 201H124V203H125V205L124 204H122L123 203ZM228 201V202H227ZM259 201V202H258ZM9 202V203H8ZM165 202V203H164ZM211 202H213V204H214V202L216 203L217 202V204H214V205H212V203ZM232 203V205H234V206H232L231 205V203ZM237 204H236V203ZM2 203H3V205H2ZM34 203V204H33ZM41 203V204H40ZM219 203H223V204H219ZM234 203V204H233ZM247 203V204H246ZM10 204V205H9ZM22 204V205H21ZM25 204V205H24ZM37 204V205H36ZM60 204H62V205H60ZM119 204H122V205H119ZM207 204V205H206ZM40 205V206H39ZM45 205V206H44ZM99 204L97 203V205H93L95 208L98 206ZM159 205V206H158ZM218 205V206H217ZM219 205H220V208H219ZM225 205V206H224ZM227 205V206H226ZM34 206V207H33ZM195 206V207H194ZM230 206V207H229ZM232 206V207H231ZM237 206H240V207H238L237 208ZM19 207H21L22 209H20ZM30 207H33V209L32 208H30ZM38 207V208H37ZM46 207H48V208H46ZM108 207V208H107ZM111 207V206H110ZM177 207H178V209H177ZM190 207L192 208H195V209H193L192 208V210H190ZM209 207V206H208ZM217 207V208H216ZM221 207H223V208H221ZM233 207H235V208H233ZM14 208V209H13ZM17 208H19V211L18 212H20L21 214H18V212H16V209ZM25 208V209H24ZM29 210H31V211H29ZM43 208V209H42ZM93 208V207H92ZM226 208V209H225ZM231 208V209H230ZM237 208V209H236ZM94 209V208H93ZM107 209H109V210H107ZM123 209H127L128 211H130V215H131V217H129L128 216V218L129 219H131V221H128V220H125V222H123L124 220H122V221H120V224H115L116 222H114L115 221V219H114V217L116 216V215H114V214H116V213H120L121 212V210H123ZM151 209H152V211H151ZM154 209H155V211H154ZM183 209H184V211H186V212H188V210H190L189 212H188V214H181V211H183ZM186 209V210H185ZM188 209V210H187ZM227 209H229V210H227ZM233 209H236V210H238V212L236 211L235 213H233ZM12 210V211H11ZM28 210V211H27ZM36 210H37V212H36ZM39 210V211H38ZM41 210V211H40ZM86 210V209H85ZM119 210H120V212H119ZM126 210V211H127ZM24 211V212H23ZM84 211V210H83ZM108 211V212H107ZM183 211V212H184ZM235 211V210H234ZM11 214H10V213ZM43 212V213H44ZM72 212V211H71ZM182 212V213H183ZM191 212V213H190ZM222 212V213H221ZM8 213V214H7ZM12 213H14V214H12ZM122 213V212H121ZM229 213V214H228ZM238 213V214H237ZM16 214V216H13V215H15ZM18 214V215H17ZM111 214V215H110ZM178 214H179V216H180V218H179V216H178ZM182 216H181V215ZM192 214L194 215L193 217H192ZM251 214V215H250ZM7 215V216H6ZM21 215V218H19V216ZM38 215V214H37ZM91 217H90V216ZM109 217H108V216ZM114 215V216H113ZM121 215H123V214H121ZM133 215V216H132ZM191 215V216H190ZM3 216V217H2ZM6 216V217H5ZM18 216V217H17ZM24 216H26L27 218V220H29V218H33V220L32 219H30L29 221H27V220H25V218H23ZM32 216V217H31ZM135 216V217H134ZM141 216V217H140ZM191 217V219H190V217ZM237 216V217H236ZM240 216V217H239ZM243 216V217H242ZM2 217V218H1ZM9 219H8V218ZM14 217V218H13ZM183 217V218H182ZM4 218V219H3ZM11 218H13V219H11ZM113 218V219H112ZM153 218V219H152ZM169 218H171L172 220H170ZM178 221H176L175 219ZM187 218V219H186ZM194 220H193V219ZM233 218H234V221H233ZM244 218V219H243ZM10 219H11V221H10ZM14 219H15V221L16 222H14ZM19 219V220H18ZM82 219V220H83ZM138 219H140V220H138ZM150 219V220H149ZM169 219V220H168ZM174 219V220H173ZM184 219H185V222H184ZM241 219V220H240ZM7 220H9V222H6ZM22 220V221H21ZM78 220V219H77ZM94 220V219H93ZM189 222H188V221ZM239 220V221H238ZM243 220V221H242ZM261 220V221H260ZM3 221V222H2ZM13 221V222H12ZM25 221V222H24ZM36 221V220H35ZM34 221V222H35ZM38 221V220H37ZM91 221V220H90ZM157 221V222H156ZM233 221V223H231ZM256 221V222H255ZM3 224H2V223ZM12 224H11V223ZM99 222V223H98ZM110 222H112V224H110V225H108ZM177 222V223H176ZM195 222V223H194ZM234 222H236V223H234ZM11 225H10V224ZM13 223H15V225H18L17 223H20L21 224V226H23V228L20 226H15ZM22 223H24V224H22ZM78 223H83L84 224V222L83 221H81V222H78ZM168 223V224H167ZM186 223V225H188V226H186V225H184ZM102 224V225H101ZM128 224V226H129V229H128V226H125V225H127ZM135 224V225H134ZM163 224V225H162ZM197 224V225H196ZM242 224V226L240 227V225ZM15 227H14V226ZM101 225V226H100ZM106 225H107V227H106ZM119 225V226H118ZM121 225V226H120ZM132 225V226H131ZM148 225V226H147ZM167 227H166V226ZM176 227H175V226ZM181 225V226H180ZM236 225H237V227H236ZM11 226V227H10ZM84 226V225H83ZM98 226V227H97ZM103 226V227H102ZM110 226V227H109ZM139 226V227H138ZM140 226H141V228H140ZM152 226V227H151ZM174 226V227H173ZM194 226V227H193ZM239 226V227H238ZM88 229H90L91 228V230H95L96 231V229H92V226H91V224H89L88 225ZM101 227V228H100ZM120 227V228H119ZM127 227V228H126ZM134 227H135V229H134ZM136 227H138V228H136ZM151 227V228H150ZM154 227V229H152ZM156 227V228H155ZM161 227V228H160ZM172 227V228H171ZM177 227H180L181 228V230L179 229V228H177ZM186 227V228H185ZM27 228V227H26ZM82 227H80V228H77V230L78 229H81ZM94 228V227H93ZM113 228V227H112ZM147 228V229H146ZM150 228V229H149ZM236 228H237V230H236ZM256 228V229H255ZM22 229V230H21ZM74 229V228H73ZM76 229V228H75ZM74 229V230H75ZM123 229H125L126 231H127V235L126 234H123L124 233V231L125 230H123ZM141 229V230H140ZM143 229V230H142ZM170 229V230H169ZM173 229H175V230H173ZM13 230V231H12ZM70 230V229H69ZM137 230V231H136ZM153 230H154V232H156L155 234L153 233ZM83 231H87V232H90V231H88V230H83ZM125 231V232H126ZM135 231V232H134ZM148 231V232H147ZM152 231V232H151ZM163 231H165V232H163ZM171 231H173V232H171ZM178 231H180V232H178ZM189 231V230H188ZM231 231V232H232ZM4 232V233H3ZM6 232V233H5ZM68 232V231H67ZM138 232H140V233H138ZM146 232L148 233V234H146ZM150 232V233H149ZM159 233V235H158V233ZM160 232H162V234L160 233ZM178 232V233H177ZM238 232H240V231H238ZM237 232V233H238ZM75 233H76V235H78V233L79 232H70V235H71V237L69 236V233H68V240H70L71 239V241L72 240H77L76 239V235H75ZM144 233V234H143ZM151 233L153 234V237H152V235H151ZM166 233V234H165ZM243 233V232H242ZM244 233V234H245ZM249 233H251V234H249ZM72 234H74L75 235V237H74V235L72 236ZM134 234V235H133ZM138 234V235H137ZM142 234V235H141ZM160 234L162 235V237L160 236ZM164 234V235H163ZM169 234H167V235H169ZM145 237H144V236ZM151 235V236H150ZM166 235V236H167ZM238 235H240V234H238ZM90 236V235H89ZM138 236V237H137ZM141 236V237H140ZM159 236V237H158ZM164 236V237H163ZM252 236V235H251ZM5 237H7V239H5ZM14 237V236H13ZM74 237V239H72ZM91 238L89 239V241L87 240V241H84V243H88V242H91L92 240L93 241H95L94 239H96V241L94 242V243H97V244H105V241H103V240H100V238L99 237H93V235L92 236H90ZM146 238H148V239H146ZM166 238V237H165ZM3 239H4V241H3ZM134 239V240H133ZM150 239V240H149ZM67 239H65V241H68ZM153 240V241H152ZM175 240V239H174ZM183 240V239H182ZM181 240V241H182ZM93 241L91 242V243H93ZM146 241H148L147 243H146ZM152 241V242H151ZM181 241H179V243L180 244H182L181 243ZM76 242V241H75ZM103 242V243H102ZM140 242V244H138ZM164 242H166V243H164ZM4 243H2V244H4ZM83 243V244H84ZM82 244V245H83ZM147 244V245H146ZM167 245V244H166ZM171 245V244H170ZM72 246L74 247L75 246V243L73 242V244H72ZM71 246V247H72ZM140 246V247H139ZM141 246H143L142 248H141ZM141 248L140 250H139V248ZM106 253V252H105ZM105 253L104 252H102V255H105Z\"/></svg>",
	"mask_w": 264,
	"mask_h": 264
},
{
	"label": "water",
	"instance_id": "water-1",
	"mask_svg": "<svg viewBox=\"0 0 264 264\" xmlns=\"http://www.w3.org/2000/svg\"><path fill=\"white\" fill-rule=\"evenodd\" d=\"M75 3L86 7L87 9L92 8L94 11L101 13V15L109 20H114L117 22H123L126 20H159L164 18L171 21H178L181 19L190 18L198 22H202L204 19L201 18L199 14V6L201 2L199 1L194 5H186L180 0H130V3H124L125 0H118L119 3L122 2V6L119 10H105L103 4L98 0H73ZM220 1L217 8L212 12L214 16L219 14L224 6H230L233 0H217ZM243 3H257L261 0H240ZM26 8L25 6H23ZM22 6H16L12 8L5 15H9L17 10H21ZM102 7V8H100ZM143 8V11H141ZM4 15V14H3ZM9 17V16H7ZM23 20V19H22ZM25 20V19H24ZM18 22L15 20L5 21L0 26V31L6 30L7 28L17 26Z\"/></svg>",
	"mask_w": 264,
	"mask_h": 264
},
{
	"label": "snow or ice",
	"instance_id": "snow-or-ice-1",
	"mask_svg": "<svg viewBox=\"0 0 264 264\" xmlns=\"http://www.w3.org/2000/svg\"><path fill=\"white\" fill-rule=\"evenodd\" d=\"M30 2H32V3H35V0H30ZM105 7H114L115 5H113V4H108V3H105V5H104ZM141 11H143V8H141ZM122 27H126V26H124V25H122Z\"/></svg>",
	"mask_w": 264,
	"mask_h": 264
}]
</instances>
